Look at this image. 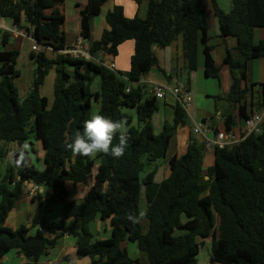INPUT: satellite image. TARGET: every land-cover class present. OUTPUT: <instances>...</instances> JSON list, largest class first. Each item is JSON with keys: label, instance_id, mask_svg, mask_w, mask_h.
Wrapping results in <instances>:
<instances>
[{"label": "trees", "instance_id": "1", "mask_svg": "<svg viewBox=\"0 0 264 264\" xmlns=\"http://www.w3.org/2000/svg\"><path fill=\"white\" fill-rule=\"evenodd\" d=\"M107 1L88 0L81 10L80 36L90 42L95 58L100 53L116 57L123 43L134 41L131 68L124 73L59 52L67 48L66 16L62 11L65 0H0V18L11 25H31L37 42L57 52L55 59L43 53L33 55L37 67L31 91L21 98L14 83L21 73L17 68L20 51L0 49V160L7 158L10 144H18L11 161L16 170L9 165L0 180V264H6L4 256L14 249L27 258L22 264H40V259L64 235L77 238L78 254L91 256V264H145L143 257L130 256L126 241L135 243L149 264H198L204 239L208 238H212V261L264 264V131L239 145L216 149L215 163L210 167L205 161L206 141L193 137L183 155L169 159L168 177L156 180L158 165L142 175L167 157L177 128L185 126L189 117L177 103L173 122H166L162 132L155 133L152 119L159 110L158 98L140 83L159 64L154 47L165 48L182 37L190 80V74L198 69V50L203 44L206 74L220 81V67L209 44L210 20L204 0H148L145 18H130L123 6H116L106 16L110 28L101 39L93 40V18ZM231 1L233 8L226 12L213 0L220 35L236 37L241 55L235 58L229 50L225 59L233 75L227 98L230 110L224 115L228 130L238 126L253 105H260L264 98V83L260 84L263 90L258 99L249 85L243 86L250 61L264 57V40L256 43L254 35L255 29L264 28V0ZM4 43H8V36ZM54 66L57 77L50 104L41 87L48 69ZM96 77L101 78L102 86L94 92ZM127 88H131L130 92ZM94 100L101 104L99 112L113 120L126 121L130 139L119 158L74 155L66 146L90 118ZM124 108L137 109L140 126L132 125L133 117ZM118 136L113 145L118 144ZM31 139L40 140L44 148V157L39 160L42 169L30 163V151L25 146ZM92 179L95 182L83 201L70 199L68 182L76 185ZM27 182L52 191L46 209L54 203L63 205L62 217L47 221L43 216L42 229L36 234L30 233L26 224L18 228L7 225L10 212L25 194ZM143 195L145 210L141 206ZM141 211L146 215L139 222L128 219L129 214L138 216ZM98 216L111 219L110 238L94 239L90 223Z\"/></svg>", "mask_w": 264, "mask_h": 264}, {"label": "crops", "instance_id": "2", "mask_svg": "<svg viewBox=\"0 0 264 264\" xmlns=\"http://www.w3.org/2000/svg\"><path fill=\"white\" fill-rule=\"evenodd\" d=\"M68 2L69 0H65L64 6L62 8L63 13L66 16V26L69 24V19L67 18V9H68ZM73 8H77V11L81 12V10L87 5L88 0H74L73 2ZM208 4L207 0H204V7H206V5ZM221 4V3H219ZM116 6H123L125 9V14L126 16L132 18L136 15L140 16V12L143 11V13H148V0H143V2L141 4H137L134 0L131 1H127V0H108L102 7V11H104V9L107 10L106 16L108 14L109 11L113 10ZM212 6V11H211V17L209 16V14L207 13L209 20H210V29H209V35L212 38V35L210 34V30H211V20L215 21V23L217 24L218 18L215 15V8H214V4L210 5ZM221 6V5H220ZM104 8V9H103ZM221 8L223 10H225L226 12H230L233 8V4L232 1L230 2V4H228L226 6V8L224 6H221ZM206 12L207 9L205 8ZM76 11V9H75ZM101 11V13L103 14V12ZM106 16L104 18H101L100 23L98 24V19H95L93 21V25H92V39L93 40H99L101 39L103 32L106 29H109L110 26L107 22ZM147 16V14H146ZM145 16V17H146ZM141 17V16H140ZM143 17V18H145ZM2 21L4 22V24L7 25H11L10 22L4 18H2ZM78 21H79V29L76 26V32L77 34L75 35L74 38H71L70 41H67L68 38L66 37V46H72L73 44L76 43V41L78 40L81 33V28H82V14L81 17L79 19L78 17ZM219 25V22H218ZM217 25V27H218ZM64 25V31L65 33L67 32V29H65L66 27ZM220 29V28H219ZM79 30V31H78ZM260 35H259V40L260 41L264 38V28L260 29ZM73 34V33H72ZM220 37V36H219ZM222 39H224L226 41V43L228 45H224L222 47L219 48V51L216 55V49L215 46L211 44V39L209 41V44L213 47L212 49V56L214 57L215 63L218 67H220V81H219V87L215 88V82H213V78L212 77H208L206 74V57H205V53H204V45L200 44L199 46V50H198V69L193 72L192 74H190V80H188V78L186 80H184V78H174V75H182L185 68V59L183 57V38L179 37L178 39H176L175 41H173L171 44H169L167 47L165 48H161L158 46L154 47V51L158 57V62L159 64L157 66H154L151 71L142 77L140 83L141 84H146L149 86L150 91H152V87L154 84L157 83H162V84H167L169 86H176L178 83L181 82H189V86L190 89L194 92L195 95V100H194V104L191 105V108L189 109V117L187 120V123H194V122H198V117H201L203 121L204 119L208 120V122L210 124H212V126L214 127H218L220 129H224V115L228 113V111L230 110V103L227 100L230 91H231V86L233 83V75H232V71L231 68L228 64L225 63V59L227 57L228 51L231 50V48L235 49L236 51V55H234L235 58H241L240 53L237 50V45H238V39L236 37L230 36L228 38H224L221 36ZM25 43H27V46L22 45V38L21 39H11L8 37V43L5 44L4 40H0V49H18L20 51V59L24 60V62H29L32 63L33 65H35V69H36V59L34 56H37L33 50H32V46H33V42L30 39L24 38ZM128 41H132V40H128ZM12 44H11V43ZM14 42V43H13ZM134 42V41H133ZM256 42V40H255ZM88 47H89V41H85L84 42ZM29 44L31 45V48H29ZM31 49V52H30ZM134 50H135V43L131 44L129 42H125L123 43L120 48H119V54L118 57L116 58V60L118 61V59H120L121 55H126L128 53V56L130 54H134ZM48 59H55L57 52L55 50L52 49V47L46 46V49L43 50L42 52ZM132 54V55H133ZM99 58H95L92 56V60L100 63L102 62H108L111 61L109 59H106V54H99L98 55ZM221 57V61L219 62L218 58ZM132 58V56H131ZM130 58V59H131ZM106 59V60H105ZM259 60V62H256L257 60H251L250 61V66H249V71H248V78L246 81H244L243 86H248V83L251 82L252 84H255V86H253L252 88L254 90L258 89L261 93L263 90V87L260 85L261 83H264V57H260L257 58ZM113 62V61H112ZM115 63V62H114ZM116 64V63H115ZM122 66V65H121ZM117 70H121L118 69V65L116 64ZM123 70H130L131 68V61H130V66H124ZM35 69L33 71V77L35 76ZM57 77V73H56V68L51 67V69H49V71L47 72L46 78L44 80V84L41 87V93L42 95L46 96L48 98V101L50 104H52L53 100H54V86H55V80ZM1 78V77H0ZM19 78H21V75L19 76ZM31 78V77H30ZM97 78V77H96ZM100 78V77H99ZM98 79V78H97ZM101 79V78H100ZM195 79V80H194ZM1 81V79H0ZM32 81L31 80L30 84H27L26 87V91L25 93L20 96L21 98H25L31 91V87H32ZM96 81V79H95ZM95 81L93 83H95ZM102 83V82H101ZM194 83H196V85L194 86ZM92 88L93 84H92ZM195 88V89H194ZM101 89H98L97 87L93 89L94 92L100 91ZM195 90L197 91V95L195 93ZM170 95V99L169 101L173 102L174 105H170V103L168 101H166L167 98V94L164 98L162 99H158L159 100H165V107H168L170 109V114L168 113V111L165 109V116L163 114L162 108H160L159 106V110L154 114L152 121L154 122V126L155 128L157 127V124L155 123V120L158 121L160 119V115H162L161 117V121L159 122V126L162 127V130L166 124V122H170L169 120H171V122L173 121L174 117H175V105L177 104V101L175 99V97L170 93L167 92ZM198 94H205L206 97L205 99H203V97H201V101H198ZM213 94L218 95V99L216 100V103L213 105L209 104V98L211 96H213ZM197 99V101H196ZM224 99H226V101H224ZM98 106H97V111L100 109V102H98ZM221 106V110H219V107ZM96 111V112H97ZM217 112V113H216ZM168 113V114H167ZM167 117V118H166ZM164 118H166V120H164ZM242 123V120L239 121V124ZM163 124V125H161ZM238 124V125H239ZM183 127H189L187 126V124ZM192 130V129H191ZM193 132V130H192ZM199 136V135H198ZM197 139L202 140L203 137L199 136ZM192 138L190 136V129H185V132L179 136L177 131L174 135V137L171 140V144H170V148L167 154L166 159L164 160L166 162V168L168 170V173L166 174V171L164 172V178L168 177L170 174V168H169V159L174 156H181L183 155L187 149L188 146L191 142ZM173 143H175L173 145ZM35 144V145H34ZM173 145V150L170 154V149L171 146ZM35 147L37 149L42 147V153L41 151L39 152L38 150L36 151L37 155L34 153L35 152ZM18 148V144L12 143L9 145V153L7 155V158L9 160L12 161L13 159V155H14V150H16ZM26 150L29 151V148L32 149L33 153L30 152V163L33 162L32 160V156H34L35 158V162H38L40 164H42L41 159H43L45 151L44 148L42 146V143L40 140L37 139H31L26 143L25 146ZM215 150L214 149H207L206 151V166L210 167L212 165H214L215 163ZM32 160V162H31ZM37 163V164H38ZM97 171V166H96V170L95 173ZM95 179L90 180L88 183H78V184H73L72 182H68L67 187L70 190V199H75L78 201H83L84 197L88 194L90 188L92 187V185L94 184ZM35 187H37L34 183H26V187H25V194L17 201L16 205H18V203H26L29 205H33V204H39L38 207L35 209V216L33 217V221L34 223L37 224V226H33V225H27L30 228V233L32 234H36L37 231L39 229L42 228L41 222H42V218L44 216V218L48 220L47 216H49L50 213L51 217H52V221L53 220H57L59 218L62 217L63 215V205L60 203H54L52 205H50L47 208V212H45L43 214V208L46 209V203L48 198L51 196L52 191L50 189L46 190L45 187L43 186H38V190L37 193L35 195L31 194L32 190L35 189ZM29 190V192H28ZM43 194V195H42ZM44 194H46V196H44ZM144 197V195H143ZM146 201V200H145ZM62 205V206H60ZM17 206L14 207V209L10 212L8 219H7V225L10 224V226L12 228H18L20 227L23 223V218H20L19 213L15 211ZM146 207H147V202H146ZM50 209V210H49ZM146 209V208H145ZM56 213V214H54ZM30 221V216L28 215L27 217V222ZM145 221V220H144ZM70 223H73V220L69 221ZM34 227V228H32ZM144 227L145 230H147V225L144 223ZM90 228L92 230V232L94 233V239L98 240V239H107L110 238L113 234V225L111 223V219H102L100 218V216H98L96 219H94L91 223H90ZM35 231H32V230ZM77 229H80V224L77 226ZM209 239V238H208ZM206 239V240H208ZM212 242V239H211ZM77 238L74 235H64L62 237H60L55 245V247L49 249L48 254H46L45 256H43L40 259V264H91L92 263V258L91 256H83L81 257L78 254L77 251ZM125 247L128 249L130 256L132 258H144L145 259V264H149V262L147 261V259L144 257V255L140 252V250L138 249V246L134 245L133 243H130L129 241H126L124 243ZM209 251V248H208ZM17 257H19L21 259V263H24L27 261V258L21 253V252H17ZM204 264H222L220 262H216V261H212L211 255L209 253V259H207Z\"/></svg>", "mask_w": 264, "mask_h": 264}, {"label": "rangeland", "instance_id": "3", "mask_svg": "<svg viewBox=\"0 0 264 264\" xmlns=\"http://www.w3.org/2000/svg\"><path fill=\"white\" fill-rule=\"evenodd\" d=\"M74 0H69V2H68V9H67V18L69 19V24L66 26V24H64L66 27H65V29H67V32L65 33V35H66V37L68 38V40L67 41H70V39L71 38H74L75 37V35L77 34V30L75 29L76 28V26L78 27V29H79V21H78V17H79V19H80V17H81V12H80V10H79V12L77 11V8H75L76 9V11H75V9L73 8V2ZM127 1H131V0H127ZM217 1V3H218V5H219V7L221 8V6H224L225 8H226V6L228 5V4H230V2H231V0H216ZM207 2H208V4L206 5V9H207V13L209 14V16L211 17V11H212V6H210V5H212L213 4V0H207ZM219 3H221V4H219ZM221 5V6H220ZM104 9V8H103ZM103 12V14L102 13H100L99 15H97V16H95L94 18H93V21L95 20V19H98V24L100 23V20H101V18H104L105 16H106V13H107V10L106 9H104V11H102ZM147 14V13H146ZM146 14L145 13H143V11H141L140 12V16L143 18V17H145L146 16ZM66 22V21H65ZM217 25H218V21H217V24L215 23V21H212L211 20V30H210V34L212 35V38H211V44L212 45H214L215 46V49H216V55H217V53H218V51H219V48L220 47H222V46H224V45H228L227 43H226V41L224 40V39H222L221 38V35H220V29H219V25H218V27H217ZM260 29H262V28H257V29H255V32H254V35H255V40H256V43H259L260 41H262V40H264V38L262 39V40H260V41H257V40H259V35H260ZM79 31V30H78ZM73 33V34H72ZM220 36V37H219ZM228 38V37H227ZM25 40L26 39H24V38H22V45H24V46H27L28 44L27 43H25ZM127 42H129V43H131V44H134V42L133 41H127ZM11 43V42H10ZM14 43V42H13ZM12 44V43H11ZM29 48H31V45L29 44ZM230 49H231V51H232V53H233V55H235V56H237L236 55V50L235 49H233V48H231L230 47ZM30 52H31V49H30ZM132 54H133V52H132ZM132 54H130L129 56H128V53L126 54V55H121L120 56V59H118V61L116 60V58L118 57V56H111V55H106V59H109V60H111V61H109V62H115L117 65H118V69H121V70H116V71H120V72H127L126 70H123L124 68V66H127V67H129L130 66V61H131V56H132ZM97 58H99V56H97ZM105 59V60H106ZM218 60H219V62L221 61V57L220 58H218ZM256 62H259V60L256 58ZM122 65V66H121ZM36 67H37V65H36ZM17 68L20 70V75H21V78H19V77H17V78H15V80H14V83H15V85H16V87L18 88V91H19V95L20 96H22L24 93H25V89H26V87H27V84H30V82H31V80L32 79H34V78H32L33 77V71H34V69H35V65H33L32 63H29V62H24V60H22V59H20V57H19V59H18V64H17ZM49 69H51V68H49ZM49 69H48V71H49ZM129 71V70H128ZM235 73H236V75H237V77H240L241 78V73H240V71L239 70H236L235 71ZM1 77V76H0ZM31 77V78H30ZM189 77V73H188V71H187V69H185L184 70V72H183V74L182 75H174V78H184V80H186L187 78ZM98 78V79H97ZM96 78V81H95V83H93V87L94 88H98V89H101V86H102V83H101V79L99 78V77H97ZM1 79V78H0ZM195 80V79H194ZM213 80V82H215L216 84H215V88H218L220 85H219V81H217L216 79H212ZM248 81V80H247ZM196 85V83H194V86ZM248 85H249V87L252 89V90H254L252 87H251V85H252V83L251 82H249L248 83ZM148 86V85H147ZM94 88H92V90L94 89ZM148 88H149V86H148ZM195 89V88H194ZM150 90V88L148 89V91ZM195 93H196V95H197V91L195 90ZM192 94H193V102H192V105L194 104V100H195V95H194V92L192 91ZM167 98H166V101H168L169 103H170V105H174V103L173 102H171V101H169V99H170V94L169 93H167ZM170 95V96H169ZM254 95H255V97H256V99H258L259 97H260V95H261V92L258 90V89H256V90H254ZM201 97H203V99H205V97H206V95L205 94H198V101L200 100L201 101ZM218 95H216V94H213V96H211L210 98H209V104H215L216 103V100L218 99ZM251 97V96H250ZM249 99V98H248ZM164 101L165 100H159L158 101V103H159V106H160V108H162L163 109V111H160V112H163V114H164V116H165V109L168 111V113L170 114V109L168 108V107H165V103H164ZM196 101H197V99H196ZM224 101H226V99H224ZM97 106H98V103H97V101H93V106H92V111H91V114L93 113V112H96L97 111ZM219 110H221V106L219 107ZM123 111L124 112H126V113H128V114H130L132 117H133V123H132V125L133 126H135V127H138V126H140V123H139V120H138V113H137V109L136 108H124L123 109ZM167 113V114H168ZM189 113V112H188ZM217 113V112H216ZM162 115H160V119L158 120V121H156L155 120V123L157 124V127L155 128V126H154V129H155V133L156 134H159V133H161L162 132V127L161 126H159V122L162 120L161 117ZM188 116H189V114H188ZM167 118V117H166ZM166 118H164V120H166ZM198 119V122H201V120H202V118L201 117H198L197 118ZM170 121V123H172L171 122V120H169ZM153 125H154V122H153ZM161 125H163V124H161ZM187 126H189V127H183V126H179L178 128H177V133H178V135L179 136H181L184 132H185V129H190V136H191V138H198L199 136L198 135H196L195 133H193L192 132V130L194 129V127H195V122L194 123H190V122H188L187 123ZM127 128V127H126ZM192 129V130H191ZM175 143H173V145H174ZM35 145V144H34ZM173 145L171 146V149H170V154H171V152H172V150H173ZM42 147L41 148H39V149H37L36 147H35V154H36V156H38L37 155V153H36V151L38 150L39 152L41 151V153H42ZM29 151L30 152H32L33 153V151H32V149L31 148H29ZM32 158V160H33V162H32V160H31V162L33 163V164H35L36 165V167L37 168H39V169H42L43 168V166H42V164H40V163H38V162H35V158H34V156H32L31 157ZM166 158H164V159H162V160H160V161H158V162H156L153 166H151V167H148L144 172H143V176H145L147 173H149L154 167H156L155 165H158V167H157V176H156V180L158 181V182H160V181H162L163 179H164V172L166 171V174L168 173V170H167V168H166V162L164 161ZM42 161V160H41ZM38 163V164H37ZM9 165H11L12 166V168H14L15 170H16V166H15V163L14 162H12L11 163V160H9L8 158H5V160H3V161H1L0 160V180L4 177V175L6 174V171H7V167L9 166ZM170 170V169H169ZM170 172V171H169ZM30 184V183H29ZM45 188H46V190H48V187H46L45 186ZM28 192H29V190H28ZM43 195V194H42ZM44 196H46V194H44ZM141 206H142V210H145V208H146V201H145V199H144V197H142V200H141ZM38 205L39 204H33V205H29V204H26V203H23V204H21V203H18V205H16L17 207H16V209H15V211L16 212H18L19 213V216H20V218H23V223L24 224H26V225H33L34 227L35 226H37V224L36 223H34V221L32 220L33 219V217L35 216V209L38 207ZM46 206V205H45ZM60 206H62V205H60ZM50 210V209H49ZM45 212H47V209H45V208H43V214L45 213ZM51 214L52 213H50L49 214V216H47V218H48V220L49 221H52V217H51ZM54 214H56V213H54ZM28 215L30 216V221H28L27 222V217H28ZM144 223H145V221H143ZM8 226L9 227H11L10 226V224H8ZM34 227H32V228H34ZM42 229V228H41ZM32 231H35L34 229L32 230ZM211 239L212 238H209L208 240H206V239H204V244H203V246H202V248H201V250H200V253H199V255H198V264H204V262L207 260V259H209V253H210V255H211V257H212V242H211ZM134 245H136L135 243H133ZM137 246V245H136ZM208 248H209V251H208ZM18 251L17 250H11L10 252H8L5 256H4V258H3V261L6 263V264H20L21 263V259L19 258V257H17V253Z\"/></svg>", "mask_w": 264, "mask_h": 264}, {"label": "built area", "instance_id": "4", "mask_svg": "<svg viewBox=\"0 0 264 264\" xmlns=\"http://www.w3.org/2000/svg\"><path fill=\"white\" fill-rule=\"evenodd\" d=\"M6 36L11 39H30L33 42L32 50L36 55L42 53L43 50L46 49V45L38 43L34 38V28L31 25H7L4 24L2 18H0V40H4ZM84 42L85 40L79 37L75 44L59 52L75 59L92 60L90 49ZM100 63L112 71L117 70L114 62L108 63L101 61ZM130 90L131 88H127V92H130ZM167 92H170L175 97L177 103L181 104L187 113L189 112L193 102V94L187 82L178 83L176 86L157 83L152 87V93L158 99L164 98ZM253 106L254 108L242 123L232 129H220L212 126L209 122L201 121L195 122L193 133L204 138L207 149H225L239 145L248 137L260 135L264 131V98L261 99L260 105L257 104ZM37 187L32 190L31 194L35 195L37 193Z\"/></svg>", "mask_w": 264, "mask_h": 264}, {"label": "clouds", "instance_id": "5", "mask_svg": "<svg viewBox=\"0 0 264 264\" xmlns=\"http://www.w3.org/2000/svg\"><path fill=\"white\" fill-rule=\"evenodd\" d=\"M126 121L113 120L102 112H93L83 124L82 130L66 146L74 155L95 157L98 154L121 157L130 139L125 127ZM119 134V142L113 145V139ZM146 215L141 211L138 216L129 214L128 219L139 222Z\"/></svg>", "mask_w": 264, "mask_h": 264}]
</instances>
